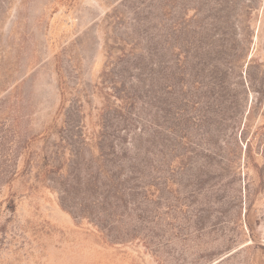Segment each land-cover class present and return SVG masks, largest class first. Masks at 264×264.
<instances>
[{
	"label": "rangeland",
	"instance_id": "obj_1",
	"mask_svg": "<svg viewBox=\"0 0 264 264\" xmlns=\"http://www.w3.org/2000/svg\"><path fill=\"white\" fill-rule=\"evenodd\" d=\"M0 264H264V0H0Z\"/></svg>",
	"mask_w": 264,
	"mask_h": 264
}]
</instances>
